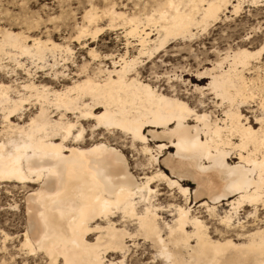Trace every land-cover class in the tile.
Segmentation results:
<instances>
[{
  "label": "snow or ice",
  "instance_id": "obj_1",
  "mask_svg": "<svg viewBox=\"0 0 264 264\" xmlns=\"http://www.w3.org/2000/svg\"><path fill=\"white\" fill-rule=\"evenodd\" d=\"M244 2L234 3L237 15ZM248 2L264 8V0ZM98 4L99 0H89L84 5L87 11L83 26L77 24L73 40L96 39L100 29L92 30L93 21L101 18V8L105 16L109 8H115L114 4ZM36 7L37 11L32 12L21 2L14 11L0 10L3 35L26 52L44 43L39 38L33 39V35L42 36L45 29L50 34L57 22L56 16L44 19L45 13L39 2ZM180 7L174 0H160L153 6L151 15L146 17L148 23L144 25L145 28L153 26L156 31L145 32L143 36L165 35L185 27L190 29L191 24L179 16ZM20 9L26 10L20 12ZM260 25L258 29L255 26L248 29L241 37L249 43L252 32L264 37V20ZM33 29H36L35 33ZM129 37L138 43L124 44L119 51L109 55H102L96 49L88 51L90 59L79 69L82 76L88 78L71 89L55 92L45 88L41 96L39 89L17 80V99L0 112V127L5 132L11 131L13 137L19 133L18 138L0 139V182L23 183L33 178H54L56 183L47 191L42 187L39 192L27 193L30 208L32 198H38L39 219L34 230L37 234L42 233L39 239H30V232L25 231L19 237L22 242H18V237L0 230V255L5 257L0 259V264H186L179 258V253L170 250L162 229L167 230L170 241L177 224L191 223L204 233L213 225L232 227L234 221L241 219L233 213H240L243 205L248 206L245 219L260 218L259 233H251L253 240L259 236V247L248 246L253 252L258 251L259 259L249 260L247 264H264V39L251 52L246 48L233 52L229 47L231 55L217 57L211 61V69L204 71V57L199 53L189 55L184 61L163 64L155 58L161 53L162 45L146 51L142 36L126 31L125 41ZM169 38L165 35V39ZM47 43L51 44V40ZM219 46L218 40L215 47ZM67 51L72 54L71 48ZM100 61L110 63L108 67L100 63L93 74L92 69L96 68L93 62ZM253 61L259 65L258 69L253 66ZM4 74L11 77V68L0 67V79ZM13 91L11 83H0V95L5 92L11 95ZM32 91H37V95L32 96ZM53 99L54 107L44 103V100ZM33 103L39 111L23 127L13 128L9 117L20 114L25 105ZM193 122L195 136L192 134ZM154 124L175 125L173 133L183 137V142L176 144L178 152H202L205 148L211 151L214 144L217 151L225 155L240 154L241 163L237 168L242 179L227 186L222 194L235 193L238 198L223 216L217 215L216 201L212 200L211 206L195 209L185 205L179 209V219L174 224H163L151 210L150 202L158 203L161 208L170 205L167 199L156 201L155 198L162 194L154 190V182L167 183L172 189L163 194L167 197L174 196L176 189L185 197L188 195L177 183L175 168L173 178H169L152 167L154 174L145 177L140 186L116 187L108 181L77 182L70 192L67 187L61 189L64 172L58 165L44 169L35 163L39 156L42 162L47 159L69 164L76 157L97 151L96 148L80 151V148H86L81 141L100 132L105 135L122 133L136 149L133 157L143 150L147 169L152 166L154 153L165 147L164 144H158L155 149L148 147L146 132ZM201 131L202 137L199 136ZM45 171L48 177H43ZM72 179L69 171L68 181ZM6 207H14V202L10 200ZM205 210L207 218L204 221L191 215L193 212L203 214ZM49 211L53 215H47ZM67 217L70 219L66 229ZM68 242L72 245L71 259L66 250ZM9 256L11 259L7 258ZM84 256L87 259L78 258Z\"/></svg>",
  "mask_w": 264,
  "mask_h": 264
},
{
  "label": "bare ground",
  "instance_id": "obj_2",
  "mask_svg": "<svg viewBox=\"0 0 264 264\" xmlns=\"http://www.w3.org/2000/svg\"><path fill=\"white\" fill-rule=\"evenodd\" d=\"M159 2L160 0H131L126 4L122 3L117 6L114 4L115 8H109L107 16L103 15V10H101V18L99 20H105L107 24L100 27V21L94 20L92 30L96 31V29L99 28L100 31L97 33L99 34L105 30H114L115 28H119L123 30L124 37L126 31H132L136 36L143 37L144 48L146 51H151L153 47H159L162 45L161 52L165 53V49L168 48V45L171 44L172 41H191L199 36V33L205 32L210 25L216 24L221 17L226 19V14H230V16L237 15L234 11V3L239 2V0H174L176 4L181 5L179 8V16L184 18L186 23H190L191 28L189 29L185 27L181 31L166 33L165 35L171 37L169 39H165V35L157 34L143 36L145 32L155 33L156 31L153 26L145 28L144 25L148 23L146 17L151 15L154 10L153 6ZM245 3H249L248 0H245L244 4ZM85 11H87V9H85ZM84 12L81 17L83 21ZM81 26H83V24H81ZM3 31L4 30H0V56L8 55L11 51H13L18 55V57L33 58L37 64L40 63L43 65L45 63L46 55H49L52 61V64L48 65L50 70H53L55 67L60 65L55 57L57 52L64 53V57L67 55L69 56L67 51L69 48L67 46L62 47L52 41L51 44L44 41V43L38 45L31 52H26L16 45L14 40L6 38L3 35ZM130 39L133 41V44L138 43V41L134 40L132 37L128 38V40ZM128 40L125 41V44L131 45L132 42H129ZM241 49L244 48H237L233 52L240 51ZM6 51H9V53ZM231 54L232 53H229L228 51L224 53L223 56L227 57ZM157 55L155 58H157ZM64 57L61 60L62 67H64L65 62L67 61ZM12 59L16 64V67L19 65L18 68H20L26 76L24 81L21 83H30L35 88L39 89V94L41 96H43V89L45 88L59 92L64 89H71L74 84L81 83L82 80H86L88 78L87 76H82L79 70V73L76 75V80L71 82L69 85L62 86L60 89L55 90L45 85H36L33 81L36 72L31 73L32 70L30 71V69L26 68V66L17 60V58L13 57ZM42 67L43 66L38 67V69H41ZM232 67H235V64H233ZM210 69L211 63L210 68H203L204 71H208ZM225 71H227V69H225ZM13 72L14 71H12V73ZM29 73H31L30 76L28 75ZM14 75L16 76V74ZM59 75H61V73L53 71L51 77L55 80ZM18 87L19 86L17 84L12 85L14 91L11 95L7 92L0 95V112L7 109L10 103L17 99L15 90H17ZM31 95L36 96L37 91H32ZM44 103H51L54 107L55 99L52 101L44 100ZM25 106L27 108L28 105ZM24 111L25 108L20 114L9 117L13 128H19L26 125L29 119H31L32 116L39 111V108L37 107V110L34 111V113L27 116V120L22 122V124L15 123V121L12 122L13 118L21 117ZM18 120H20V118ZM194 123L195 122H193L192 125V134L195 136L196 132ZM174 128L175 125L164 126L161 124H154L147 129L146 136L148 140V147L155 149L158 144H164L165 147L163 150L154 153L152 166L147 169L144 167L147 163L145 153L142 149L137 152V155L140 156L141 159L139 163L136 161L133 166L134 169L141 171L140 176H137L132 172L129 161L124 154L127 150L133 153L136 149L131 146V141L126 140L125 134L122 133L109 135V137H111L110 140L108 137H100L104 136V134H102L103 132H100L99 135H96V137L98 136L97 138L89 139L90 143L87 141H81L80 143L82 145H86V148L82 147L79 149L80 151H86L87 149L92 148H96L97 151L89 156L76 157L69 164H63L58 161H47V159L42 162L39 156L36 157L35 163L40 164V166L44 169H51L54 165H58L60 170L64 172V179L61 181V189L63 190L67 187L70 192L75 187L77 182L103 183L108 181L116 187L123 186L130 188L132 186H140L141 181L145 177L154 174L152 167L169 178H173V168H175L177 170V183L187 190L188 195L185 197L179 192V189H176L174 196L167 197L163 194L172 191V189L168 188L167 183L162 180L154 182V190H158L162 194V196H157L155 198L156 201H160V198L164 197V199L169 201L170 205L165 206V208H161L158 203L150 202L151 210L160 217L161 222L166 225H172L179 219V209L181 207H184L185 205H187L188 208H193V206L196 205L197 208L205 205L211 206L212 200L216 201L217 215L223 216V214L231 209L233 201L238 198L235 193H228L226 196H223L222 194L227 186L240 182L242 179V173L237 168V166L241 163L239 158L240 154L237 152L235 155H225L222 151H217L214 144L212 145L211 151L205 148L202 152H195L192 150H181L178 152L176 144L178 142L182 143L183 137L175 135L173 133ZM199 136H203V131L199 133ZM18 137V132L15 137H13L11 131L5 132L3 127H0V139H14ZM120 140L122 141L119 142ZM54 143H58V141H54ZM65 147L67 148L68 145L66 144ZM171 150L174 152L171 153ZM29 155H31V153H29ZM221 161H223L222 164ZM69 171H71L73 176V179L70 182L68 181ZM180 173H183V175L180 176ZM43 177H48L47 171L43 173ZM0 183L5 185L4 190L7 189V191H5L7 193L18 187L24 191L23 213L25 216V227L23 232L29 231L30 239L33 237L39 239L42 233L37 234L34 230L37 220L39 219V204L36 202L38 198H32L30 208L27 193L28 191L39 192L42 190V187L45 191L52 189L55 187V179L33 178L26 180L23 183L14 180ZM150 187H152V185H150ZM160 187L166 189V192H163V189H159ZM145 199H147V196ZM191 204H193L192 207ZM14 208L18 207L15 205ZM247 209L248 206L243 205L240 213H233V216H240L241 219L240 221H234V226L232 227L213 225L206 233H204L197 227H194L191 223H185L183 225L177 224V230L173 233L170 241L167 237V230L162 229L164 232V238L166 239V242L169 243L170 250L174 254L179 253V258L185 261L186 264H247V261L249 260L259 259L258 251L253 252V250L248 246L255 244L256 249H258L260 243L258 235L255 240H253L251 236V233H259L260 218L257 217L254 220L251 218L245 219V217H247ZM46 214L49 216L53 215L50 211ZM203 214L206 216V219V210ZM191 215L193 218L198 217L201 221L205 220L200 216L201 213L193 212ZM167 217L169 220L166 219ZM69 219L70 217H67L65 220L66 229L67 221ZM23 232L16 235V237H18V242H22L19 241V237L22 236ZM67 234L70 236V232ZM61 246L63 247L64 245L62 244ZM71 249L72 245L68 242L66 250L69 252L70 259L72 258ZM78 258L87 259V256ZM1 259L4 258L2 257Z\"/></svg>",
  "mask_w": 264,
  "mask_h": 264
},
{
  "label": "rangeland",
  "instance_id": "obj_3",
  "mask_svg": "<svg viewBox=\"0 0 264 264\" xmlns=\"http://www.w3.org/2000/svg\"><path fill=\"white\" fill-rule=\"evenodd\" d=\"M130 1L131 0H127V2L126 0H99L98 6L105 3L116 4L117 6L122 3H129ZM21 2L26 3L27 9H30L32 12L37 11L36 6L39 2L41 4V11L45 13V20L49 19L51 16L57 17V22L54 25V31L49 34L48 30L45 29L42 36L37 37L33 35V38H39L45 42L51 40L55 44L61 45L62 47L67 46L68 48L72 49V54L64 57V53L57 52L55 57L60 65L55 67L53 70H50L48 67V65L52 64L49 55H46L45 63L43 65L40 63L37 64L33 58L18 57V55L13 51H11L8 55H1L0 67H10L11 71H14L11 77L7 76V74H4L3 79H0V82L2 83H11L12 85H16L17 80L23 82L26 78V76L23 74V71L16 67V64L12 59L14 57L24 64L26 68L30 69V71L32 70L31 73L36 72L33 80L36 85H45L58 90L60 87L69 85L71 82L77 79L76 75L79 73L80 65H82L86 60L90 59L88 57V51L96 49L102 55H109L114 51H119L121 46L125 44L123 30L119 28L102 31L101 33L97 34L95 40L85 38L80 41H76L72 39V36L76 31L77 24H83L81 17L86 9L84 5L89 3V0H0V10L14 11L16 6ZM76 5H80V7L77 8ZM25 10L26 9H20L19 11L23 12ZM101 10H103V8H101ZM70 13H72L71 16L69 15ZM225 16L227 17L226 19L221 17L216 24L210 25L205 32L199 33V36L191 41H172L171 44L168 45V48L165 49V53L161 52L157 55L156 60L162 61L163 64H171L178 60L184 61L189 55H195L196 53H199L202 57H204V68H210L211 61H215L218 56L228 52L229 47H231L233 51L237 48H246L248 51H255L256 46L261 42L262 39H264V37H261L257 32H252L251 43H249L241 37V34L246 32L248 29H252L253 26H255L257 29L261 26L260 21L264 20V8H262L260 5L253 6L249 3H245L238 15L230 16V14H226ZM99 21L100 27H103L107 24L105 20ZM0 30H4L2 22H0ZM10 30L16 31L17 29ZM33 32L35 33L36 29H33ZM218 40L220 46L215 47ZM128 41L132 42L133 44L131 39ZM214 47L215 52H213ZM6 52L9 53V51ZM63 57L67 59L64 67L61 66V60ZM93 63H96V68L92 69L93 74H95L100 63H103L105 67H108L110 61H100ZM252 63L256 69L259 68V65L256 64L255 61ZM41 66L43 67L38 69V67ZM53 71H56V73H61V75L57 76V79L55 80L51 77ZM14 74H16V76ZM37 107L38 106L35 103L28 105L27 108L25 106V111L21 117L13 118L12 122L15 121V123L22 124V122L27 120V116L37 110ZM16 118H20V120ZM97 137L94 136L90 137L89 139ZM100 137H108V139L111 140L109 135L106 136L104 134V136ZM121 141L122 140L119 142ZM87 142L90 143V140H87ZM173 152L174 151L171 150V153ZM124 154L129 161L132 172L135 173V175L140 176L141 171L134 169L133 165L136 161H140L141 157L138 155L133 157V153H131L129 150L125 151ZM4 188L5 185L0 183V230L7 231L9 235L16 236L21 234L25 227V216L23 213L24 191L18 187L15 190H11L7 193L5 192ZM159 189H163V192H166V189L163 187H160ZM9 193L11 195H8ZM162 198L164 199V197ZM10 200L14 202V207L16 205L18 208L6 207ZM192 206L193 204H191V207ZM195 208H197V205L193 206V209ZM200 216L204 219L206 217L204 214H201ZM166 219L169 220L168 217ZM2 257L5 258L3 255H0V259ZM7 258L10 259V257Z\"/></svg>",
  "mask_w": 264,
  "mask_h": 264
}]
</instances>
